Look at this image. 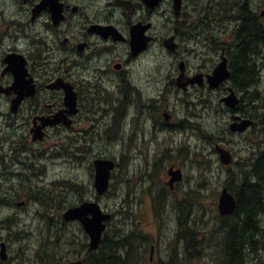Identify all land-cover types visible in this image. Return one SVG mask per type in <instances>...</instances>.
Wrapping results in <instances>:
<instances>
[{
  "label": "flooded vegetation",
  "instance_id": "af4514ba",
  "mask_svg": "<svg viewBox=\"0 0 264 264\" xmlns=\"http://www.w3.org/2000/svg\"><path fill=\"white\" fill-rule=\"evenodd\" d=\"M0 2L13 3L9 16L0 5V210L6 215L0 219V231H5L6 237L24 234L15 230L19 227L18 214L13 211L22 209L38 217L55 236L66 235L59 231L67 226L64 214L84 202L80 199L70 204L69 194L79 193L82 186L66 180L62 169L55 171L49 184L43 185L50 176L47 166L39 161L82 156L89 136L98 132L97 127L101 129L109 123L106 129L113 132L114 139H120L121 129L127 125L131 148L128 156L134 171L162 183V194L150 196L156 217L163 203L168 202V194L180 214L190 212V206L200 199L198 190L205 186L203 177L215 171L223 179L216 208L223 189L235 201L231 213L221 216L217 209L216 233L226 251L224 264H234L243 246L244 257L239 264H264V208L255 207L256 212L250 207L246 212L238 205L240 187L249 175L256 173L263 145L247 149V155L237 159L234 146L222 138L224 130L222 135L202 136L201 146L189 142L194 133L199 135L200 129L204 130L199 123L198 106L206 111L212 109L210 103L216 93L220 95L215 115L224 110L229 114L226 133L244 135L252 129L255 119L243 132L230 130L232 124L247 118L242 108L245 101L232 87L231 77L210 87L208 77L222 53L226 55L225 47H216L219 59L206 69L202 61L218 44L212 47L205 37L193 35L199 31L193 30L199 24L192 27L184 21V0L177 16L173 0H157L155 4L144 0ZM216 29H207L205 35L214 39ZM168 38H173L176 50H168ZM228 62L229 59V69ZM232 91L239 103L229 108L222 99ZM216 147L229 153V163H222ZM214 164L219 168L211 171ZM193 170L196 175L190 176ZM178 172L180 179L174 180ZM186 179L189 188L177 193ZM197 179L202 180L195 185ZM195 186L198 188L192 190ZM95 197L100 198L96 194ZM177 223L178 242L193 250L196 259L201 252L198 233L189 219L188 230ZM128 234L134 239L131 247L144 248L145 244L137 239L141 234L132 230ZM186 234H191L189 240L184 238ZM6 237L0 235V243H6ZM154 250L156 245H151L148 263ZM131 263L138 264V258Z\"/></svg>",
  "mask_w": 264,
  "mask_h": 264
},
{
  "label": "rangeland",
  "instance_id": "374dc122",
  "mask_svg": "<svg viewBox=\"0 0 264 264\" xmlns=\"http://www.w3.org/2000/svg\"><path fill=\"white\" fill-rule=\"evenodd\" d=\"M186 1L187 0H185V7ZM256 2L258 5L262 4V1L256 0ZM11 4L13 3L0 2V5L5 7V15L7 16H9L11 12ZM261 7L262 8L260 10H264V5ZM2 10L4 11V8ZM188 10H191V8H188ZM230 22H232L231 25L229 24L221 26L216 30L218 32L224 30H235L237 24L234 23V20ZM217 34L218 33L214 35L217 36ZM189 45L197 48L193 42H189ZM218 45L222 46V42ZM215 47H217V45H215ZM201 51L205 52L204 50ZM154 53L155 51L152 49L151 61L154 60ZM219 56V51L217 52L216 50H212V53H209L206 59L202 61L204 67L206 69H210L213 63L219 59ZM257 62L259 63L260 67L259 86L260 88H263L264 51L262 57H259ZM227 86L230 85L227 84ZM219 95V93H216L212 103H210V105H212V109L206 111L205 109H202V105H200V107L198 106V114L200 115L199 123L204 130L200 129L199 135L194 133L195 136L189 139L191 145L194 146L199 144V146H201L203 142L201 139L202 136L204 137L206 134L211 133L215 135L220 133L222 135L224 130L222 138L226 139L228 143L231 144V146H234L233 151L235 152L237 159L243 158L245 155H247V149H255L262 145L264 148V125L261 122L262 111H260L261 108L259 107V102L251 103V105L249 101H246L247 98L244 99V111L246 114H254L252 111L259 110L257 113L258 116L255 115V117L257 116V119H255L256 121L254 120L255 124L252 129H250L244 135H229L226 133V127L228 126L229 122V114L227 111L224 110V112L220 113L218 116H216L214 113V111H218ZM247 118L251 119L252 116L247 115ZM256 123L258 125H256ZM108 125L109 123L103 125L101 129L97 127L98 130H96L98 132L89 136L91 139H87V149L82 156L77 157L76 159H63L56 162L51 160H40V164L47 166L50 176L46 179L47 182L43 185L49 184L50 182L48 183V181L53 178L55 171L62 169L61 173L66 180L70 179L80 187L82 186V188L78 189L77 191L79 193L74 192L69 194L67 191L69 194L70 204H76L80 199H82V201H97L101 210L104 213L111 215L109 223L106 222V230L114 231L118 229L121 224H124L126 231L132 229L135 233L148 236V240L144 248H141V246L131 247L132 249L135 248L138 253V257H135L138 258V264H224L227 259L226 251L222 247L220 234L216 233L219 224L216 199L219 192L221 191V183L223 181L222 177L220 175H215V171L213 174L208 173V176L203 177L205 186L198 190L200 199L195 201L190 206V212L184 211L180 214V210L177 209L176 204L171 203V201L174 199L168 194V202L166 203L165 201V203H163L160 214L156 217L154 215L153 203L150 196H153L154 198L160 193L162 183L159 184L160 180L156 179L155 177L149 179L147 176H143V173H136L134 171V164L129 161L130 158L127 154L131 150L130 146H128L130 143L127 125H125L123 129L120 127V139H114L112 132H109V130L106 129ZM0 128H2V125H0ZM96 158L110 159L116 163L115 170L111 174L109 190L105 196L100 198L98 197V199L95 197V191L93 188L94 171L92 168V161ZM213 159L214 158L212 157V160ZM210 167L212 168L211 171L217 170L219 168V166L215 164ZM187 173L188 172L185 170L184 174ZM191 173L192 174H190V176L196 175V170L191 171ZM253 174L249 175L247 180L251 178ZM188 180L189 179H186L185 184L182 185L181 190H178L177 193L180 194L184 191H187L186 188H189V182H187ZM194 180L195 179L193 178L192 182H194ZM201 180L202 179H197L195 185L198 181L201 182ZM37 185L41 186L42 183H37ZM149 186H152V188L150 189ZM196 188H198V186L192 187L191 189L194 190ZM134 196L135 198L137 197L138 200L134 199ZM21 198L26 199L24 196ZM139 200L141 202H139ZM261 200L264 202V199ZM23 210L24 209L13 211L18 214V216H16V223H18L19 227L15 230H22L24 234L20 233L17 238L10 236L6 237V232L0 231V235L3 238L6 237L7 240H5V242L7 246L8 258L9 256L15 258V260H13L11 263H9V260L5 262L0 260V264H5L6 262L9 264H41L38 255L44 251L51 254L54 258L59 256L60 251H56L52 245V243L56 241L55 232L44 226L43 222L40 221L38 217L32 216L31 212L27 213V211ZM4 216H6L4 211L0 210V219H2ZM123 217H127L128 221L124 222L122 220ZM188 219L191 223V227L195 232L198 233L199 239L201 241V252L196 257V259H193L196 253L189 249L188 246L186 248L184 247V249V242H178V237H176L178 228L177 222L182 224ZM13 223L14 222H12V224ZM65 225L67 226L59 229V231L61 234L65 232L67 238L71 235L75 237L73 238V252H75L79 248L77 244L84 240L83 235L78 231V224L68 223ZM237 234H240V228L238 229ZM57 235H59V232H57ZM245 239L246 237L244 240ZM187 240H189V237ZM174 242H176V244H174ZM60 243H63V241L58 242V244ZM41 244L44 245L40 252ZM151 245H156V250H154L151 263H148L149 248ZM245 247L246 246L242 247V251L239 254L240 258L237 256L234 264H239L240 260H243ZM182 249L185 250V253L182 251ZM125 251L126 250H124V252ZM61 256L63 259H65L67 254L64 255L63 252H61ZM79 257L80 254L69 255V258L71 259H78Z\"/></svg>",
  "mask_w": 264,
  "mask_h": 264
},
{
  "label": "trees",
  "instance_id": "16d2710c",
  "mask_svg": "<svg viewBox=\"0 0 264 264\" xmlns=\"http://www.w3.org/2000/svg\"><path fill=\"white\" fill-rule=\"evenodd\" d=\"M259 1H262V4H257L256 0H198L197 1V6H196V13L194 16H189L188 17V20H191V21H195L196 23H204V21H207V20H210V19H214V15L212 16V14L216 13L217 15H219L222 19L225 18V19H231L232 20H236V21H240V23H243L241 25L238 26L239 29H237V31L235 30H231L230 32V35H229V42L226 46V52H227V55H228V58H229V67H230V70H231V85L232 87L235 89V91L237 93H241L242 96H241V100L243 102V100L245 98H247V102L249 101L250 104L251 103H258L260 104V111L261 112V116H262V124L264 125V87L263 88H260L259 86V83H260V77H259V72H260V67H259V63L257 62L259 57L261 58L262 57V54H263V51H264V45H263V40H264V18H261V11L260 9L262 8L261 6L264 5V0H259ZM252 6V7H251ZM256 7V8H255ZM241 8V9H240ZM253 8V9H252ZM207 9V10H206ZM240 10V11H239ZM207 11H209V13H206ZM213 11V12H212ZM216 11V12H215ZM258 11H259V15H258ZM211 12V13H210ZM209 14V16H208ZM215 14V15H216ZM212 16V17H211ZM260 16V17H259ZM249 17V18H248ZM248 18V19H247ZM207 19V20H206ZM253 21H252V20ZM243 20V21H242ZM225 21V20H224ZM251 21V22H249ZM257 22V23H255ZM195 23V24H196ZM247 23H251V25H247ZM194 24V25H195ZM244 24V25H243ZM245 24L246 26L248 27H251L250 28H247L245 27ZM261 24V25H260ZM263 24V25H262ZM256 27H255V26ZM243 26V27H242ZM252 26H254L252 28ZM261 26V27H260ZM263 26V27H262ZM241 27V28H240ZM257 28V30H256ZM261 28V29H260ZM260 29V31H259ZM239 30V31H238ZM250 30V31H249ZM254 30V31H253ZM241 31V32H240ZM246 31V32H245ZM253 31V32H251ZM259 31V32H258ZM234 32V33H233ZM243 32V33H242ZM248 32H250L251 36L248 37V35L250 34H247ZM258 32V33H257ZM237 35H236V34ZM239 33V34H238ZM256 33V34H255ZM259 34V35H258ZM243 35V36H242ZM261 35V36H260ZM255 36V37H254ZM238 39L236 40L235 38ZM242 37V38H241ZM244 37V38H243ZM246 37V38H245ZM207 38H209L211 40V38L209 36H207ZM241 38V40H239ZM248 38V39H247ZM262 38V39H261ZM253 39V40H252ZM239 40V41H238ZM248 40V41H246ZM241 41V42H240ZM245 41V42H244ZM250 41V42H249ZM252 41V42H251ZM255 41V42H254ZM258 41V42H257ZM214 42H217L216 44H219L217 39L214 40ZM244 42V44H243ZM254 42V43H253ZM237 43V44H236ZM242 43V44H240ZM253 44V45H252ZM256 46H255V45ZM240 45V46H239ZM246 45V46H245ZM238 46V48H237ZM243 46V47H242ZM251 46V48H250ZM239 47H241L242 49H239ZM245 47V48H244ZM260 47V48H259ZM236 48V49H234ZM250 49V50H248ZM253 49V50H252ZM260 49V50H259ZM239 50V52H238ZM241 50V51H240ZM244 50V51H243ZM247 51V53H246ZM255 51V52H254ZM258 51V52H257ZM237 52V53H236ZM245 52V53H244ZM260 52V53H259ZM240 53V54H239ZM243 53V54H242ZM249 53V54H248ZM256 53V54H255ZM238 54V55H237ZM260 54V55H259ZM234 55V56H233ZM236 55V56H235ZM241 55V56H240ZM246 55V56H245ZM236 57L235 60L234 58L232 59L231 57ZM248 56L249 58L251 59L248 60ZM240 57V58H239ZM241 57H243L241 59ZM246 58V61L245 62V58ZM258 58V59H257ZM238 59V61L236 60ZM233 61V62H231ZM244 61V62H242ZM234 62H236V66L234 65ZM242 62V63H241ZM245 63L247 65H245ZM255 63V65H254ZM240 65H243V67L245 68L242 72V76L244 77V80L245 81L244 83L246 84V87H245V84L244 86L242 85L243 81L239 78L241 75L240 74H237L236 70L237 68H239ZM250 65V66H249ZM254 65V66H253ZM258 65V66H257ZM246 66H248L246 68ZM240 69V68H239ZM246 71V72H245ZM252 74V75H251ZM252 76V77H251ZM254 79V80H253ZM250 84H248V83ZM253 82V83H252ZM252 83V84H251ZM258 86V87H257ZM246 89V90H245ZM254 89V90H253ZM246 96V97H245ZM259 110H254V114H249L247 113L246 115L248 116H252L253 119H255V115H258ZM257 119V118H256ZM260 162H258V165L257 166V169L255 168V170L257 171L259 168H261V166H263V169H262V173H264V152L261 154V157H260ZM261 163V164H260ZM261 173V174H262ZM264 180V174H263V179L262 181ZM264 182V181H263ZM242 188V189H241ZM244 188V185L242 187H240V194H239V200H238V205H239V209L240 210H243V211H248L249 208L247 206V203H246V200H250L248 199L249 197L251 198V195L248 194V190H243ZM263 190H264V187H263ZM264 192V191H263ZM250 195V196H249ZM257 197H258V194H256ZM262 196H263V199H264V193H262ZM256 197V196H255ZM255 198V200L258 202L257 204H253L254 206L256 205V209H262V207L264 208V205L260 199L258 198ZM245 199V201H244ZM243 200V201H242ZM262 202V203H261ZM246 203V204H245ZM250 207V206H249ZM247 208V209H246ZM245 212V213H246ZM247 214V213H246ZM122 220L125 222V221H128V218L127 217H123ZM182 228L184 230H188L187 226H186V222L182 223ZM79 232L82 231L81 228L78 229ZM107 231V230H106ZM106 231L103 233V238L102 240L104 241H101L100 243V247L98 248V250L96 251L97 253H87L86 252V247H87V244H84L85 243V238L84 240L81 242V243H78L77 246H79L78 250L75 251V253L79 254L81 253L82 251L86 252L83 257V260H84V264H130L128 262H131L132 260L131 259H128L126 256H128V253H125V255H121L117 252V249L118 248H124L127 250L128 252V249L129 247L132 245V236H128L129 234L127 233V231L125 230V226L124 224H121L120 227L114 231ZM109 236H108V235ZM127 235V236H126ZM191 234H186V236H184V238H188L189 239L191 238L190 237ZM9 236V235H8ZM10 237H14V236H10ZM126 237V239H124ZM73 235L69 236L68 238L65 237V238H60L57 237L54 245H53V248L56 250V251H60L61 252H64V250H68L70 255H72L74 252V241H73ZM107 238V239H106ZM130 239V240H129ZM62 240L63 243H60L58 244V242ZM108 240V241H107ZM114 240V241H113ZM113 243H112V242ZM109 242L111 244H109ZM108 243V245H107ZM110 245V246H109ZM112 245V246H111ZM114 245V246H113ZM188 244L186 243V246ZM84 249V250H83ZM126 252V251H125ZM94 257H93V255ZM127 254V255H126ZM50 254H48V252H44V254H40L39 255V259L41 261V264H45V263H54V262H59L61 260H63V257L61 256V254L59 256H57L56 258L54 257H50L49 256ZM65 255V254H64ZM87 255V256H85ZM99 255V256H98ZM89 256V258H87ZM104 256V258L102 257ZM238 256V254H237ZM236 256V257H237ZM69 256H66L65 259L67 260ZM95 260H93L92 258ZM98 257V258H97ZM104 260H102L101 259ZM106 257V258H105ZM108 257V258H107ZM93 262H92V260ZM101 261H100V260ZM106 259V260H105ZM129 261H128V260ZM131 260V261H130ZM92 262V263H91ZM103 262V263H102Z\"/></svg>",
  "mask_w": 264,
  "mask_h": 264
},
{
  "label": "water",
  "instance_id": "95a60500",
  "mask_svg": "<svg viewBox=\"0 0 264 264\" xmlns=\"http://www.w3.org/2000/svg\"><path fill=\"white\" fill-rule=\"evenodd\" d=\"M145 3L149 4V2L156 3L157 0H144ZM181 0H174V8L176 13L180 9ZM261 16H264V12H262ZM172 38L167 40L166 45L169 50L173 51L176 47L174 44L172 45ZM230 77V72L227 70V60L225 57H222V61L217 65L214 69L211 76L208 77V82L210 87H216L219 83L227 80ZM222 101L229 108H234L238 105L239 101L232 91L227 97L223 98ZM251 125V121L248 119L241 120L240 123H234L230 126V130L235 132H242L247 129ZM218 151L221 161L224 164L229 163L231 157L229 153L216 147ZM95 168V180L94 187L98 195L104 194L108 189V181L110 177V172L114 169V163L110 160H95L94 163ZM180 173L174 174L173 179L179 180ZM235 207V201L233 197L228 193L226 189H223L218 204V211L221 215H225L231 213ZM90 215V217H88ZM65 221H74L77 220L80 222L81 226L85 230L86 234L89 236V251H95L99 247L102 232L105 229L104 222L110 219V216L107 214H102L98 205L96 203H83L79 207H74L68 210L64 216ZM0 257L2 260L7 259L5 245H1ZM61 264H82V261L70 262V263H61Z\"/></svg>",
  "mask_w": 264,
  "mask_h": 264
},
{
  "label": "bare ground",
  "instance_id": "6f19581e",
  "mask_svg": "<svg viewBox=\"0 0 264 264\" xmlns=\"http://www.w3.org/2000/svg\"><path fill=\"white\" fill-rule=\"evenodd\" d=\"M34 1V0H33ZM183 5V4H182ZM252 7V6H251ZM182 8V7H181ZM241 9V8H240ZM253 9V8H252ZM207 10V9H206ZM240 11V10H239ZM3 12V11H2ZM213 12V11H212ZM216 12V11H215ZM206 13H209V11H207ZM211 13V12H210ZM1 14V13H0ZM216 13H214V14H212V16L214 17V19L212 18V19H210V20H207V21H205L204 23H201V24H199V23H197V24H199V25H197V26H195L194 28H193V30L194 29H199V34H201V36L203 37V39H204V35H205V31L207 32L208 30L207 29H211V28H218L219 26H225V25H231L232 24V22H230L231 21V19L229 18V19H225V18H221L219 15H215ZM20 15V14H19ZM258 15H259V11H258ZM208 16H209V14H208ZM211 16V17H212ZM260 17V16H259ZM28 18V17H27ZM177 18V17H176ZM249 18V17H248ZM247 18V19H248ZM5 19V18H4ZM18 19V18H17ZM6 20V19H5ZM179 20V19H178ZM225 20V21H224ZM252 20V19H251ZM14 21H16V20H14ZM26 21V20H25ZM191 21V20H190ZM243 21V20H242ZM253 21V20H252ZM13 22V21H12ZM28 22V21H27ZM26 22V23H27ZM244 22V21H243ZM242 22V23H243ZM249 22H251V21H249ZM14 23V22H13ZM20 23V22H19ZM21 23H23V21L21 22ZM189 23V22H188ZM234 23H236L237 25H236V27H235V31H237V29H239L238 28V26L239 25H241L242 23H240V21H236V20H234ZM255 23H257V22H255ZM24 25H25V23H23ZM37 24V23H36ZM186 24V23H185ZM184 24V25H185ZM191 24V23H190ZM251 25V23H247V25ZM258 24V23H257ZM11 25V24H10ZM244 25V24H243ZM248 25V26H249ZM259 25V24H258ZM261 25V24H260ZM263 25V24H262ZM19 26V25H18ZM21 26V25H20ZM183 26V25H182ZM186 26V25H185ZM248 26H246V24H245V27H247V28H250L251 29V27H248ZM255 26V25H254ZM254 26H252V28L254 27ZM188 27V29H190V27L191 26H187ZM243 27V26H242ZM256 27V26H255ZM261 27V26H260ZM263 27V26H262ZM26 28V27H25ZM24 28V29H25ZM31 28V27H30ZM180 28H181V25H180ZM241 28V27H240ZM264 28V27H263ZM261 29V28H260ZM260 29H259V31H260ZM204 30V31H203ZM256 30H257V28H256ZM239 31V30H238ZM250 31V30H249ZM254 31V30H253ZM253 31H251V32H253ZM258 31V32H259ZM241 32V31H240ZM246 32V31H245ZM257 32V33H258ZM264 32V31H263ZM214 34H216L215 32H213ZM234 33V32H233ZM243 33V32H242ZM254 33V32H253ZM236 34V33H235ZM239 34V33H238ZM247 34H250V32H248ZM256 34V33H255ZM237 35V34H236ZM259 35V34H258ZM243 36V35H242ZM249 36H251V34L250 35H248V37ZM261 36V35H260ZM191 37H193V35L191 36ZM190 37V38H191ZM255 37V36H254ZM198 38V37H197ZM242 38V37H241ZM241 38L239 39V40H241ZM244 38V37H243ZM246 38V37H245ZM32 39V38H31ZM236 40L238 39V37L237 38H235ZM248 39V38H247ZM262 39V38H261ZM183 40V39H182ZM238 40V41H239ZM253 40V39H252ZM218 41V40H217ZM246 41H248V40H246ZM241 42V41H240ZM245 42V41H244ZM244 42H243V44H244ZM250 42V41H249ZM252 42V41H251ZM255 42V41H254ZM253 42V43H254ZM258 42V41H257ZM263 42H264V40H263ZM220 44V43H219ZM237 44V43H236ZM240 44H242V43H240ZM242 44V45H243ZM253 45V44H252ZM255 45V44H254ZM263 45H264V43H263ZM240 46V45H239ZM246 46V45H245ZM256 46V45H255ZM186 47V46H185ZM192 47V46H191ZM220 47H222V48H224L225 46H217V48H219L220 49ZM243 47V46H242ZM188 48V47H187ZM216 47H215V50L217 49ZM237 48H238V46H237ZM245 48V47H244ZM250 48H251V46H250ZM260 48V47H259ZM234 49H236V48H234ZM239 49H242L241 47H239ZM176 50V49H175ZM182 50V49H181ZM248 50H250V49H248ZM253 50V49H252ZM260 50V49H259ZM241 51V50H240ZM244 51V50H243ZM190 52V51H189ZM238 52H239V50H238ZM255 52V51H254ZM258 52V51H257ZM227 53V52H226ZM237 53V52H236ZM245 53V52H244ZM246 53H247V51H246ZM260 53V52H259ZM240 54V53H239ZM243 54V53H242ZM249 54V53H248ZM256 54V53H255ZM238 55V54H237ZM260 55V54H259ZM234 56V55H233ZM231 57L232 59L234 58V57ZM236 56V55H235ZM241 56V55H240ZM246 56V55H245ZM230 58V57H229ZM236 58V57H235ZM235 58H234V60H235ZM240 58V57H239ZM243 57H241V59H242ZM245 58V57H244ZM258 59V58H257ZM237 61H238V59H236ZM243 60V59H242ZM248 60H250L251 61V59L249 58V56H248ZM231 62H233V61H231ZM242 62H244V61H242ZM241 62V63H242ZM245 62H247L246 61V58H245ZM238 63H239V61H238ZM234 65L236 66V62H234ZM245 65H247L246 63H245ZM254 65H255V63H254ZM253 65V66H254ZM239 66V65H238ZM250 66V65H249ZM256 66V65H255ZM258 66V65H257ZM237 67V66H236ZM248 66H246V68H247ZM240 68V69H239ZM239 68H237V70H236V72H237V74H240L241 76L239 77L240 79L243 77L242 76V72H243V70L245 69L244 67H243V65H240L239 66ZM246 72V71H245ZM252 75V74H251ZM252 77V76H251ZM242 81L244 80V77L241 79ZM254 80V79H253ZM245 81H243L242 83V85L244 86V83ZM248 83V82H247ZM250 83V82H249ZM248 83V84H249ZM253 83V82H252ZM251 83V84H252ZM250 85V84H249ZM245 87H246V84H245ZM258 87V86H257ZM246 90V89H245ZM254 90V89H253ZM231 93V92H230ZM96 97V96H95ZM246 97V96H245ZM97 98H99V97H97ZM248 100V99H247ZM246 100V101H247ZM242 103V102H241ZM250 103V102H249ZM252 105V104H251ZM245 106V103L243 104V106H242V108ZM247 106V105H246ZM257 106H258V104H257ZM260 107V106H259ZM248 108V107H247ZM246 108V109H247ZM259 109V108H258ZM252 110V109H251ZM252 112H254V111H252ZM251 113V112H250ZM103 115V114H102ZM258 116V115H257ZM256 116V117H257ZM261 117V116H260ZM259 118V117H258ZM248 119V118H247ZM252 119V118H251ZM251 119H248V120H250L251 121V124H252V120ZM256 119V118H255ZM256 121V120H255ZM256 125H258L257 123H256ZM91 126H94V125H91ZM260 126H261V124H260ZM109 128V127H108ZM262 129V128H261ZM109 130V129H108ZM97 131V130H96ZM145 131V130H144ZM109 132H111L110 130H109ZM100 133V132H99ZM107 133V132H106ZM113 133V132H112ZM116 133V132H115ZM94 134V133H93ZM109 135V134H108ZM10 136V135H9ZM107 136V135H106ZM110 136V135H109ZM166 136V135H165ZM170 140V139H169ZM145 144V143H144ZM125 146V145H124ZM128 146H130V145H128ZM146 146V145H145ZM129 149V148H128ZM130 150V149H129ZM131 151V150H130ZM168 151V150H167ZM129 153V152H128ZM127 153V154H128ZM2 153L0 152V155H1ZM126 154V155H127ZM125 155V154H124ZM186 158V157H185ZM261 164V163H260ZM260 166V165H259ZM262 169H263V166H261V168H259L257 171H256V173H254L253 174V176L251 177V178H249L248 180H247V182H246V184L244 185V188H243V190L245 191V190H248V194H250L251 195V198L249 197L248 199H250L249 201L247 200L246 201V203H247V205H249L251 208H253V211H256V209H255V207H257L256 205L254 206L253 204H257L258 202L255 200V198L257 197V195L256 194H258V199H259V201H260V199H263V196H262V198H261V194L262 193H264L263 191V187H264V180L262 181V179H263V174L264 173H262ZM262 173V174H261ZM155 175V174H154ZM144 179V178H143ZM142 180V179H141ZM144 181V180H143ZM144 183V182H143ZM144 186V185H143ZM143 189V188H142ZM242 189V188H241ZM139 190V189H138ZM160 194H162V192H160ZM249 195V196H250ZM256 196V197H255ZM163 198V197H162ZM134 199H135V196H134ZM162 200H164V199H162ZM243 201V200H242ZM244 201H245V199H244ZM262 201V200H261ZM161 202V201H160ZM245 203V204H246ZM262 203V202H261ZM159 205V204H158ZM160 205H162L161 203H160ZM264 205V204H263ZM249 206H247L248 208H249V210H250V207ZM263 208V207H262ZM247 209V208H246ZM182 212V211H181ZM257 212V211H256ZM259 213V212H258ZM258 213H256V214H258ZM250 214V213H249ZM255 215V214H254ZM253 215V216H254ZM257 216V215H256ZM9 217V216H8ZM110 227V226H109ZM107 229H109V228H107ZM110 230V229H109ZM58 231V230H57ZM108 231V230H107ZM107 231H106V233H107ZM109 232V231H108ZM105 234V233H104ZM108 235V234H107ZM109 236V235H108ZM127 236V235H126ZM129 236V235H128ZM181 236V235H180ZM107 239V238H106ZM124 239H126V237L124 238ZM130 240V239H129ZM102 241H104V240H102ZM108 241V240H107ZM114 241V240H113ZM112 242V241H111ZM113 243V242H112ZM109 244H111L110 242H109ZM107 245H108V243H107ZM110 246V245H109ZM112 246V245H111ZM114 246V245H113ZM142 248V247H141ZM186 248V247H185ZM184 248V249H185ZM189 248V247H188ZM124 250H126V249H124V248H118L117 249V252L119 253V254H122V255H125V253H128V256H126L128 259H134L135 257H138V253H137V251H136V249L134 248V249H132L131 248V246L129 247V249H128V252H127V250H126V252H124ZM184 251V253H185V250H183ZM94 253H97V252H94ZM93 253V254H94ZM92 254V255H93ZM95 255V254H94ZM94 255H93V257H94ZM127 255V254H126ZM186 255V254H185ZM85 256H87V255H85ZM99 256V255H98ZM103 258H104V256H102ZM102 257H101V259H102ZM83 258H85V257H83ZM87 258H89V256L87 257ZM92 258V257H91ZM98 258V257H97ZM106 258V257H105ZM108 258V257H107ZM90 259V258H89ZM93 259V258H92ZM91 259V260H92ZM95 259V258H94ZM93 259V260H94ZM127 259V260H128ZM194 259V258H193ZM192 259V260H193ZM93 260H92V262H93ZM96 260V259H95ZM94 260V261H95ZM100 260V259H99ZM103 260V259H102ZM106 260V259H105ZM101 261V260H100ZM104 261V260H103ZM129 261V260H128ZM131 261V260H130ZM91 262V263H92ZM103 263V262H102ZM128 263H130V264H132L131 262H128ZM90 264V263H89ZM100 264H101V262H100Z\"/></svg>",
  "mask_w": 264,
  "mask_h": 264
}]
</instances>
